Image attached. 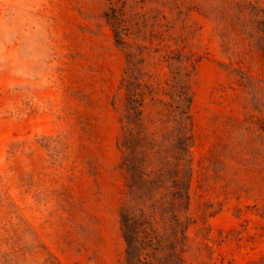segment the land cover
<instances>
[{
  "label": "rangeland",
  "instance_id": "1",
  "mask_svg": "<svg viewBox=\"0 0 264 264\" xmlns=\"http://www.w3.org/2000/svg\"><path fill=\"white\" fill-rule=\"evenodd\" d=\"M132 50L143 124L146 83L167 103L150 264H264V0H0V264H127L133 205L146 238L121 146Z\"/></svg>",
  "mask_w": 264,
  "mask_h": 264
},
{
  "label": "trees",
  "instance_id": "2",
  "mask_svg": "<svg viewBox=\"0 0 264 264\" xmlns=\"http://www.w3.org/2000/svg\"><path fill=\"white\" fill-rule=\"evenodd\" d=\"M106 16L113 27L116 39L119 41L126 29L123 13L116 9H110L106 12ZM136 56L137 53L133 50L128 54V68H126V76L123 79L126 89V103L122 117L124 133L121 146L124 147L125 151L123 165L129 172L128 187L132 200L140 184L146 185V238L143 232L144 225L142 224L145 208L137 206L134 208V205L132 209L122 208L121 222L127 243V264L139 263L134 262L132 255L142 250L145 245L146 264H150L153 263L150 251L156 243L157 233L155 234V231L151 228L147 209L153 205L154 188L152 185L157 182V174L161 171L159 164L158 167L156 165L161 148L159 137H157L156 123L158 121L160 127L162 121L166 119L167 103L157 97L158 88L156 89L146 83V126L143 124L144 109L142 107L145 95ZM152 127L154 128L152 129ZM160 138L162 139V137ZM163 138H165V135ZM145 162L146 169H144ZM149 202L151 204H148Z\"/></svg>",
  "mask_w": 264,
  "mask_h": 264
}]
</instances>
